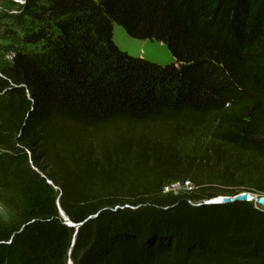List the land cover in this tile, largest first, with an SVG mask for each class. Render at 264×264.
I'll return each instance as SVG.
<instances>
[{"label": "trees", "instance_id": "obj_1", "mask_svg": "<svg viewBox=\"0 0 264 264\" xmlns=\"http://www.w3.org/2000/svg\"><path fill=\"white\" fill-rule=\"evenodd\" d=\"M15 5L40 51L0 65V202L18 209L0 218V264H264V208L194 203L264 195V0ZM114 24L173 62L120 50ZM162 150L235 187L164 193L186 176L149 168Z\"/></svg>", "mask_w": 264, "mask_h": 264}, {"label": "rangeland", "instance_id": "obj_2", "mask_svg": "<svg viewBox=\"0 0 264 264\" xmlns=\"http://www.w3.org/2000/svg\"><path fill=\"white\" fill-rule=\"evenodd\" d=\"M18 2L19 4L22 2V0H0V65L3 64L4 60H8L9 55L6 53L7 51L16 50L20 53H33L36 51H40V46H37V44H31L29 43L23 34L21 22L22 21L18 17V10L16 8L15 3ZM113 42L117 45V47L127 52L129 55L135 56V57H141L145 60H148L150 62L159 64V65H167L173 62L174 58L167 47L166 44L158 41H152V40H141L136 39L133 37H130L125 29L118 24L113 25ZM135 134H142L146 135L147 137L152 138L150 140L151 142H158L157 140H160L161 142L168 143L172 140L170 135H168L166 132H163V134H159L153 132V134L149 133L147 130L146 132L136 131ZM134 135V134H133ZM132 134H129V136H133ZM100 142V141H98ZM2 150V154L4 152V148L0 147ZM0 150V154H1ZM94 156H97L98 153L96 150H93ZM164 150H162V154L156 153L150 156L151 158L149 161V168H155V171L159 170H165L162 174L163 177L167 176L169 178L173 176H186L184 180H189L193 184V189L188 190L187 192H198V195L200 193L206 194V193H215V192H228L230 190H233L232 188L235 187L234 184L228 183L226 185H223L219 182H217V177L214 171L211 170V167L213 164H208L207 161L197 162L192 167H188V163L182 161V163H178V167L175 168L173 156L171 154L168 155L169 152H167V156ZM158 158V159H156ZM135 171L141 173L140 168H136ZM168 171V173H167ZM139 173H137V177H135V183L145 182L148 183V179L140 180ZM149 174L148 172L146 175ZM151 179V184L155 181L154 174ZM148 176V175H147ZM134 177V176H133ZM142 177V176H141ZM178 181H181L183 179H176ZM172 181V180H171ZM170 182V181H169ZM176 182V181H174ZM168 183V182H167ZM171 183H168V185ZM167 186V185H166ZM196 187V188H195ZM199 188V189H197ZM196 189V190H195ZM180 192V191H179ZM184 192V191H181ZM186 192V191H185ZM200 192V193H199ZM258 196H262L261 194H256ZM220 197V196H219ZM209 200H199L197 202H194L195 204H206ZM18 214V209L16 207H10L8 208L3 203L0 202V218L6 222L11 223L13 220H15L16 216Z\"/></svg>", "mask_w": 264, "mask_h": 264}, {"label": "water", "instance_id": "obj_3", "mask_svg": "<svg viewBox=\"0 0 264 264\" xmlns=\"http://www.w3.org/2000/svg\"><path fill=\"white\" fill-rule=\"evenodd\" d=\"M209 203H215V204H230V203H236V202H251L254 203L262 208H264V195L258 196L256 194L250 193V192H241L239 194H236L234 196H221L214 199L209 200ZM60 214L64 220V224H66L69 227H75L78 228V226L81 225V223L76 224L73 223L62 210H60ZM68 264H72L71 260H69Z\"/></svg>", "mask_w": 264, "mask_h": 264}, {"label": "built area", "instance_id": "obj_4", "mask_svg": "<svg viewBox=\"0 0 264 264\" xmlns=\"http://www.w3.org/2000/svg\"><path fill=\"white\" fill-rule=\"evenodd\" d=\"M193 184L189 180L184 181H176L171 184L165 186L163 188L164 193L174 192L177 193L179 191H188L193 189Z\"/></svg>", "mask_w": 264, "mask_h": 264}, {"label": "clouds", "instance_id": "obj_5", "mask_svg": "<svg viewBox=\"0 0 264 264\" xmlns=\"http://www.w3.org/2000/svg\"><path fill=\"white\" fill-rule=\"evenodd\" d=\"M210 201H208V203H209ZM208 203H206V204H208Z\"/></svg>", "mask_w": 264, "mask_h": 264}]
</instances>
